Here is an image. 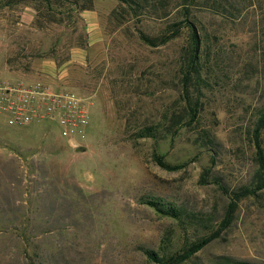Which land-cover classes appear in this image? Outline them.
I'll return each mask as SVG.
<instances>
[{"label":"rangeland","instance_id":"obj_1","mask_svg":"<svg viewBox=\"0 0 264 264\" xmlns=\"http://www.w3.org/2000/svg\"><path fill=\"white\" fill-rule=\"evenodd\" d=\"M181 4L158 0L133 15L117 0L52 8L0 0L2 78H33L92 101L80 149L53 124L13 128L0 114V264H29L23 234L35 264H155L143 249L170 255L218 227L228 199L216 182L228 192L251 183L250 130L264 104V0L189 5L202 36V69L192 82L198 112L189 127H181L188 30L156 48L139 37L184 20ZM158 124L159 139L134 137ZM155 153L181 168H161ZM148 201L181 210V223ZM220 256L264 264V189L240 202L232 224L184 264Z\"/></svg>","mask_w":264,"mask_h":264},{"label":"trees","instance_id":"obj_2","mask_svg":"<svg viewBox=\"0 0 264 264\" xmlns=\"http://www.w3.org/2000/svg\"><path fill=\"white\" fill-rule=\"evenodd\" d=\"M47 4V7H51V2L56 4L66 2H72V0H42ZM120 4L127 7L133 15L143 12L145 9H152L158 3V0H117ZM74 2V1H73ZM196 0H182V11L185 14V19L174 22L169 25L167 30L157 36H149L144 33H140L139 37L149 47L164 46L173 39L177 38L180 34L182 27L188 30L189 46L183 53V64L181 67V91L186 104V118L187 121L181 127H189L196 119L198 112V99H193L192 82L200 78L201 72V52H202V36L198 33L194 24L188 20L189 5H192ZM61 6V5H60ZM71 9V8H70ZM85 7L80 8L84 10ZM173 125L178 124V121ZM161 124L146 126L138 129L134 132L136 139L150 138L157 140L161 137ZM169 128V126H166ZM171 128V127H170ZM251 145L254 150V163L255 171L252 175L251 183L244 185L236 190L228 192L219 182H216L218 188L224 195L227 196V204L225 206L222 220L218 227L203 237H200L189 244L185 245L181 250L171 253L170 255L159 256L152 250L143 249V253L146 258L155 264H184L190 258H192L197 252L202 250L213 240L217 239L221 232L227 229L235 219L236 211L240 202L249 198H261V191L264 189V104L257 110L254 121L250 130ZM212 153V157H213ZM153 159L158 166L168 171H175L181 168L179 165H170L163 160V157L157 153L153 155ZM148 205L153 207L158 213L169 217L173 220L181 223L183 212L173 207H163L160 203L155 201H148ZM22 248L28 255L29 264H35L32 261V243L27 234L21 235ZM34 249V248H33ZM32 249V250H33ZM35 253H33L34 255ZM214 264H253L247 261L235 260L230 257L220 256L216 259Z\"/></svg>","mask_w":264,"mask_h":264},{"label":"built area","instance_id":"obj_3","mask_svg":"<svg viewBox=\"0 0 264 264\" xmlns=\"http://www.w3.org/2000/svg\"><path fill=\"white\" fill-rule=\"evenodd\" d=\"M23 80L8 81L0 75V114L7 125L24 128L53 124L68 147L82 148L90 126L88 106L92 101L74 91L55 90L43 81Z\"/></svg>","mask_w":264,"mask_h":264},{"label":"crops","instance_id":"obj_4","mask_svg":"<svg viewBox=\"0 0 264 264\" xmlns=\"http://www.w3.org/2000/svg\"><path fill=\"white\" fill-rule=\"evenodd\" d=\"M24 80H27V81H33V80H35V79H33V78H32V79H31V78H24ZM51 84L53 85V84H55V82L51 80Z\"/></svg>","mask_w":264,"mask_h":264}]
</instances>
